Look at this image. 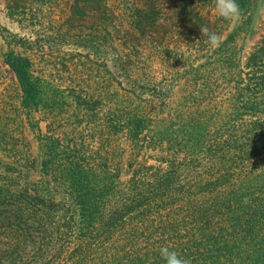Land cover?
<instances>
[{
  "label": "trees",
  "instance_id": "obj_1",
  "mask_svg": "<svg viewBox=\"0 0 264 264\" xmlns=\"http://www.w3.org/2000/svg\"><path fill=\"white\" fill-rule=\"evenodd\" d=\"M259 2L237 0L238 23L215 49L200 27L221 36L228 21L209 17L207 0L7 2L11 20L33 4L65 17L50 22L63 33L36 41L0 28L20 108L62 112L72 99L77 124L101 120L134 148L122 163V151L87 156L49 136L33 180L28 154L0 159V264H165L164 245L191 264H264V35L242 53ZM46 45L75 49L50 57L100 77L97 98L76 78L66 96L34 74ZM6 133L8 155L25 140ZM142 141L166 154L139 161Z\"/></svg>",
  "mask_w": 264,
  "mask_h": 264
},
{
  "label": "rangeland",
  "instance_id": "obj_2",
  "mask_svg": "<svg viewBox=\"0 0 264 264\" xmlns=\"http://www.w3.org/2000/svg\"><path fill=\"white\" fill-rule=\"evenodd\" d=\"M14 1L18 3V5H22V0ZM209 1L214 3V7L210 8L208 13V16L213 20L214 17L216 19L220 15L215 10V0H207V3ZM7 2H9V0H0V28H5L12 34L29 38L32 41H36L38 37L41 38L43 36H51L64 32V30H62L57 33L50 29V25H52L50 22L64 20L65 17L61 13L63 10L62 6L53 5L51 7H39L37 5L38 7H36V4L32 3L33 5L27 6L26 10H23L21 7L18 8L19 14L23 11L25 12L26 15H24V19L18 16L16 20H11L6 16L5 6ZM237 20L238 19L232 21L227 20L228 25L225 29L226 31L221 35L222 39H224L227 33L238 23ZM253 20L251 31L244 40L243 54L250 52L264 35V0H260ZM74 25H79V23L74 22ZM74 32L78 33L77 30ZM61 47L44 46L43 53L45 55L42 64L39 61V55L41 53L38 47V49L35 50V54H33L35 56L33 57L34 74L43 80L48 87L54 86L66 96H68L69 90L74 87V83H69L71 82L69 78H72L74 82L76 78L77 84L80 86L77 85V90H82L88 96L97 98L99 93L102 92L101 87L104 88L105 83L93 72H91L92 74L90 75L89 73L86 74L85 70L80 69L81 66H78L79 69H73V67L69 66L70 70L63 71L60 65H56L58 62L54 60V56H50L55 54L56 57L59 54L66 55L71 52L76 53V51L72 49V47ZM4 51L5 48L0 40V138L2 132L6 131L9 137L11 136L15 140L22 137L25 141L16 143L15 151H12L8 155L2 151V145L0 144V159L6 162H15L16 164L19 162V164H23L24 160L21 155L28 154L33 162L32 168L28 171V179L33 180L42 178L43 175L40 173L39 169L41 161L44 159V149L42 148L43 140L49 136H55L60 138L64 143L78 145L87 156L94 155L97 149L102 147L103 144L105 152H115L114 154H116L122 151V156L115 157L116 162H127L132 148H134L129 139L126 138L124 134L109 136L107 126L101 120L91 124H86L85 122L80 125L77 124L73 117L75 114V104L72 99H66V102L70 106L66 107V110L62 112L40 109L39 111H31L28 114L21 109L15 97L16 94L14 93V76L2 62V54ZM81 54L83 56L85 53ZM56 73L67 78L62 81L57 80ZM53 76H55V78ZM12 106H14V108ZM99 118H101V116H99ZM81 120V118L78 119V121ZM23 143L26 145H23ZM19 144H21L20 148L17 147ZM147 145L145 141L139 143V149L137 148L139 151V161L145 159L153 163L154 160L152 159L166 154L163 149L160 150L157 147L149 148ZM100 151L102 152V148ZM125 175H122V179L127 178ZM49 178L50 177L47 176L45 177L46 180Z\"/></svg>",
  "mask_w": 264,
  "mask_h": 264
},
{
  "label": "clouds",
  "instance_id": "obj_3",
  "mask_svg": "<svg viewBox=\"0 0 264 264\" xmlns=\"http://www.w3.org/2000/svg\"><path fill=\"white\" fill-rule=\"evenodd\" d=\"M216 12L225 20L232 21L241 15L240 5L237 0H215ZM203 37H207L208 43L213 49L222 43L221 36L216 33H209L207 27H200ZM159 254L165 264H191V260L182 257L177 251L171 250L169 246L164 245L159 249Z\"/></svg>",
  "mask_w": 264,
  "mask_h": 264
}]
</instances>
